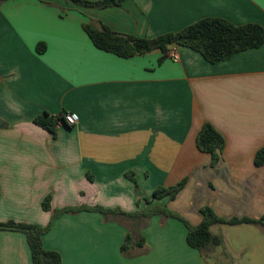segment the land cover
Returning a JSON list of instances; mask_svg holds the SVG:
<instances>
[{"label": "crops", "instance_id": "0c3cea01", "mask_svg": "<svg viewBox=\"0 0 264 264\" xmlns=\"http://www.w3.org/2000/svg\"><path fill=\"white\" fill-rule=\"evenodd\" d=\"M203 18L264 27V0H125L105 8L0 0V223L50 224L43 244L62 264L224 263L188 245L187 224L199 225L206 206L226 219L264 216V165L255 164L264 147V45L214 64L180 46L178 61L160 50L122 58L97 48L85 30L99 23L154 38ZM64 112L79 121L58 123L55 137L33 122ZM205 123L226 139L215 166L197 147ZM184 178L176 199L145 200ZM95 206L150 215L108 222L84 209ZM65 208L79 211L58 213ZM128 230L145 243L124 253ZM0 264H33L24 233L0 231Z\"/></svg>", "mask_w": 264, "mask_h": 264}, {"label": "trees", "instance_id": "16d2710c", "mask_svg": "<svg viewBox=\"0 0 264 264\" xmlns=\"http://www.w3.org/2000/svg\"><path fill=\"white\" fill-rule=\"evenodd\" d=\"M85 7L105 8L119 6L125 0H66ZM94 45L104 51L113 53L122 58H131L137 55L160 50L165 55H169L173 47H185L199 52L208 62L218 63L230 59L235 54L250 49L260 48L264 45V27L257 23H247L235 25L222 18H203L177 32L166 33L154 38H140L134 35L122 34L108 28L102 24L88 23L85 27ZM33 122L57 135V124L63 123L70 127L64 117H53L48 113L37 116ZM226 145L225 137L210 123H205L197 136V147L200 151L212 156L211 165L215 166L221 159ZM256 166L264 165V147H262L255 157ZM132 180L134 175L126 174ZM187 178L182 179L176 185L170 187L156 188L149 200L167 198L174 200L178 194L186 187ZM42 207L45 211L51 210V196H47ZM89 211L101 213L105 219L108 215H116L113 219L126 217L138 221L141 217H148L150 214L126 213L119 209H105L99 206L84 207ZM159 210V209H157ZM79 209L65 208L58 213H76ZM163 215L168 217H179L176 213L161 210ZM155 212V209L152 210ZM203 219L197 226L188 225L187 243L190 247L198 250L205 259L213 258L218 248L223 247L224 239L221 235L213 231L217 225H241V224H264V216L260 219L249 217L226 219L219 217L211 207L201 209ZM50 224L41 227L35 224L7 221L0 223V231L10 230L22 232L26 235L31 250L33 264H62L60 253L48 250L44 247L43 236L49 230ZM145 240L142 236H136L135 232L128 230L122 244V251L126 253L130 248H142ZM226 255V253L224 254ZM217 258L216 263L221 264Z\"/></svg>", "mask_w": 264, "mask_h": 264}, {"label": "rangeland", "instance_id": "374dc122", "mask_svg": "<svg viewBox=\"0 0 264 264\" xmlns=\"http://www.w3.org/2000/svg\"><path fill=\"white\" fill-rule=\"evenodd\" d=\"M135 190V195L138 193ZM116 215L106 216V221H115ZM117 217V216H116ZM120 219V218H118ZM122 221V219H120ZM124 226L127 227L126 224ZM215 231L224 239L222 249L226 255L219 251L214 258L221 257L223 264H264V229L257 230L251 226L221 225ZM213 259L210 260L213 262Z\"/></svg>", "mask_w": 264, "mask_h": 264}, {"label": "built area", "instance_id": "2783aa9c", "mask_svg": "<svg viewBox=\"0 0 264 264\" xmlns=\"http://www.w3.org/2000/svg\"><path fill=\"white\" fill-rule=\"evenodd\" d=\"M169 58L173 61H178L179 60V56L177 54V49L176 47H173L170 52H169ZM59 117H64V121L70 125L73 126L76 123H78L79 121V117L77 114L75 113H61L60 115H58ZM57 117V116H56Z\"/></svg>", "mask_w": 264, "mask_h": 264}, {"label": "water", "instance_id": "95a60500", "mask_svg": "<svg viewBox=\"0 0 264 264\" xmlns=\"http://www.w3.org/2000/svg\"><path fill=\"white\" fill-rule=\"evenodd\" d=\"M2 123H3V121H2V120H0V126L2 125Z\"/></svg>", "mask_w": 264, "mask_h": 264}]
</instances>
